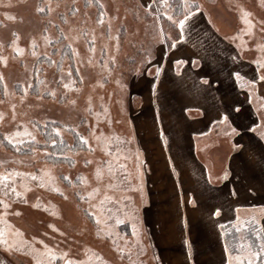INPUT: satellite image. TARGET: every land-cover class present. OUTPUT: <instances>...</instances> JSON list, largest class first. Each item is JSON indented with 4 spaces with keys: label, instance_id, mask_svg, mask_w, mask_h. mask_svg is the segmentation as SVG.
<instances>
[{
    "label": "rangeland",
    "instance_id": "rangeland-1",
    "mask_svg": "<svg viewBox=\"0 0 264 264\" xmlns=\"http://www.w3.org/2000/svg\"><path fill=\"white\" fill-rule=\"evenodd\" d=\"M48 2L49 0H0V41L4 42L0 55L8 57L7 64L0 62V73L4 76L3 82H0V100L6 101L0 105V111H8V104L16 103L18 119L31 120L29 130L35 126L34 134L41 141L36 145L35 157L29 151L32 142L27 141V138L26 144L20 146V152L7 142L0 145V160L7 161V164L0 165V172L16 169L42 175L40 169L46 168L51 170L55 181L54 184L49 183L45 178L44 186L40 187L39 180L16 177L18 190L23 191L25 183L30 189L25 192L24 197H3L0 191V198L10 205L7 209L0 205V230L5 232V239L9 243L13 239L23 240L40 252H44V245H47L55 254V259H51L50 264H65L66 260L77 264H148L150 257L148 259L144 256L142 243L136 237L129 241L124 233L127 226L120 228L116 222L125 218L132 219L134 214L128 191L131 184L135 183V178H130L127 171L135 169L143 174L140 182L145 189V181L151 168L150 156L161 160L167 153L166 138L171 130L162 126L163 116L166 115L164 104L170 102L173 106L175 103L172 98L165 99L163 92L168 96L175 86H171L168 78L166 88L162 87V80L159 85L158 81L162 75L171 76L168 72L173 65L176 75H183L182 70L192 64H174L171 53L174 48L170 47V43L181 41L179 29L164 13L168 12L173 20L177 19L184 11V0H180V4L168 0L171 6L167 8L159 0L151 3L139 0H99L107 13L105 25L96 23L99 5L95 2L86 6V0H51L54 7L52 13L36 11L37 7H43ZM194 2L218 36L227 45H233V72L239 70L242 75H255L256 78L264 74V70L252 63L253 60L262 58L257 48L258 44L264 43V33L260 31V22L264 21L261 0ZM57 3L59 8L55 7ZM73 3L79 9L75 16L70 11ZM149 4L151 8L148 7ZM237 5L252 13L255 28L251 36L240 31L246 25L240 19ZM179 7L180 10H177ZM193 12L195 14L198 11L193 8ZM61 14L67 16V23ZM195 18H192V22ZM109 20L112 26L110 35L107 30ZM191 24L189 21L185 27ZM198 26L203 28L205 25L199 22ZM73 27L75 31L69 32ZM161 27L167 34L164 38L158 36ZM45 28L54 41L60 36V29L64 30L68 39L61 38L59 42L45 45L40 38ZM81 29L88 31L89 35H79L78 39H74ZM194 30L183 34L184 43L195 41L197 45H202L199 41L200 28L197 29V35ZM13 33L19 34V45L26 49L23 56L14 54L8 47V43L14 38ZM93 34L96 37L95 52L89 50ZM117 36L118 41L115 39ZM32 37L38 38L37 56H32L27 51ZM70 43L71 48L68 47ZM73 49L78 55L73 56ZM90 57L91 64L88 63ZM110 57H115V60H110ZM50 60L62 61L63 72L57 64L50 63ZM106 62L110 70L103 68ZM156 67L162 69L159 75H149L148 71L154 73ZM192 67L197 68L199 64L195 63ZM69 68L72 69L71 77L67 75ZM77 68L79 72L76 71ZM203 71L208 73V70ZM61 74L65 76L64 83L71 82L68 89H64L59 82ZM29 83L32 87L25 102L20 104L19 97L22 93L17 85L27 86ZM4 84L8 86V97L3 95ZM53 89L56 91L55 98L47 94V91ZM12 93L15 94L11 95ZM261 98L264 96H253L255 106L260 109L259 116L264 118V108H260L264 100ZM72 100L76 101L75 105L70 103ZM89 104L91 112L86 111ZM176 109H169L171 112L174 110V120H178ZM11 127L6 120L0 124V133ZM46 127L61 128V136H57L56 140L63 139L67 143L64 155L56 154L50 147L53 145L51 142L44 143L47 141L44 134ZM172 131L175 136L181 135L177 128ZM77 133L88 138L91 149L87 145L86 148L76 150L70 148L79 140ZM101 133L110 143H98L93 138ZM69 159L75 160V164H69ZM85 160L92 163L87 164ZM161 163L162 161L159 166ZM108 166L113 169L111 174L107 173ZM97 167L103 168L107 177L108 184L102 189V180L94 177ZM160 170L162 171L161 167ZM63 176H68L71 182L64 180ZM81 177L87 183L82 182ZM110 184L113 186L109 187ZM55 188L60 191H55ZM96 188L99 191L94 192ZM89 192H93V195L88 196ZM24 199L28 203H24ZM37 203L40 207H33ZM17 230L21 233L20 236H16ZM41 240L44 244L40 243ZM36 258V255L28 254L27 247L24 251L9 253L6 245L0 243V262L3 264H36ZM40 258L49 260L46 255Z\"/></svg>",
    "mask_w": 264,
    "mask_h": 264
},
{
    "label": "crops",
    "instance_id": "crops-1",
    "mask_svg": "<svg viewBox=\"0 0 264 264\" xmlns=\"http://www.w3.org/2000/svg\"><path fill=\"white\" fill-rule=\"evenodd\" d=\"M189 21L192 24L183 34L195 29L197 35L200 28L202 45L181 40L171 51L172 59L185 60L192 66L196 61L199 67L184 68L183 75H176L173 65L168 72L171 76H160L158 85L162 80L166 88L168 78L175 86L170 95L163 92L165 99L172 98L175 103L164 104L162 126L171 130L166 138L167 153L161 160L150 156L145 189L140 182L143 174L135 169L127 171L130 178H135L128 191L134 214L132 219L116 222L120 228L127 226L124 233L129 241L136 237L142 243L144 256L150 257L148 264H227L229 255L235 258L241 251L232 253L225 247L220 225L256 219L264 230V139L260 131H251L253 122L259 125L262 118L257 114L253 94L229 76V69L233 71V45L218 36L203 12H195ZM198 21L205 26H198ZM257 86L256 94L264 96V82ZM171 107L177 108L178 120L173 119ZM218 113L229 115L239 136L225 135L227 126L212 122L219 119ZM176 128L181 135L175 136L172 130ZM233 144L245 145L246 151L239 153ZM224 168L232 172L227 181L217 179ZM106 179L101 181V189L108 184ZM233 189L237 195H231ZM217 208L220 216L214 215ZM233 264L238 262L234 259Z\"/></svg>",
    "mask_w": 264,
    "mask_h": 264
},
{
    "label": "snow or ice",
    "instance_id": "snow-or-ice-1",
    "mask_svg": "<svg viewBox=\"0 0 264 264\" xmlns=\"http://www.w3.org/2000/svg\"><path fill=\"white\" fill-rule=\"evenodd\" d=\"M93 2L97 3L99 5V12H98V19L96 21L97 24L99 25H105L106 21H105V17L107 15L106 11L104 10V5L99 3V0H86V6L91 5ZM159 2L164 5L166 8L170 7L171 5L168 4V0H159ZM56 8H59V3H57L55 5ZM149 8H151V4L148 5ZM261 7L264 8V0H261ZM193 8H195L196 11H200L199 6L195 5L194 0H184V4H183V13L180 17H178L177 19L173 20L172 16L168 14V12H165L164 15L167 16L169 21H172L173 25L175 27H177L179 29V39L183 40L184 36H183V32L185 30V25L186 22L189 20L190 17H192L194 15L193 12ZM238 11L240 13V19L243 21L244 25H246L245 29H241V33L244 34H248L249 36H251L253 34V29L255 28V24L253 23V19L252 17V13L245 10L243 8V6L241 5H237ZM54 10L53 4L51 2V0H49V2L47 4H45L43 7H37L36 11L40 12V13H44L45 11H47V13H52ZM70 11L72 13L73 16H75V14L79 11V9L77 7H75V4L73 3V5L70 8ZM7 15V14H6ZM64 22L67 23V16L64 14H61ZM13 17H9V19H12ZM51 23V22H49ZM261 28L260 31L262 33H264V21H261ZM111 22L109 20V22L107 23V30L108 33L110 35L111 33ZM75 31V28H70L69 32ZM79 35H84V36H88L89 33L86 30L81 29L80 33L77 34L76 37H74V39H78ZM158 36L160 38H164L167 36V34L164 32L163 28L161 27L159 29L158 32ZM13 39L10 40V42L8 43V47H10L12 49V52L18 56H23L25 54L26 49L21 47L19 45V34L18 33H13ZM43 41L45 45H51L54 42H59V40L61 38L63 39H68V37L65 35L64 30L60 29V36L55 38V41L48 35V30L47 28L43 29V34L42 37H40ZM117 41L119 40V37L117 36L115 38ZM170 39V38H169ZM233 39H235V37H233ZM95 40L96 37L93 34L91 36V39L89 41L90 44V51L91 52H95ZM244 42L242 41V44ZM39 47V43H38V38L37 37H32L30 40V45L27 49V51L30 52V54L32 56H37L38 52L37 49ZM69 48L72 47L71 43L68 45ZM170 47L171 48H176L177 44L175 41H171L170 43ZM4 48V42L0 41V51H2ZM257 48L260 50L261 56L262 58H257L255 60L252 61V63H254L255 65H257L261 70H264V43L258 44ZM103 51V49H102ZM78 55V53H76L75 49H73V56ZM110 60L114 61L115 57H110ZM0 62H3L4 64L8 63V57L0 55ZM50 63L53 64H57V67L60 69L61 72H63V62L62 61H55V60H50ZM142 62H146V61H142ZM88 63L91 64L92 60L91 57L88 60ZM176 65L179 66L181 64L187 63V61L181 60V59H177L175 61ZM193 63H196V61H193ZM103 68L105 70H110L108 67V63L106 62L103 65ZM77 72H79V69H76ZM162 71V69L160 67H156L155 68V72L153 73L152 71H148L149 75H156L158 76L159 73ZM67 75L68 77L72 76V69L69 68L67 71ZM229 76L230 77H234L235 81L240 82V86L241 87H247L248 91L250 93L253 94V96L255 97L256 95V90H257V85L260 82H264V74H260L258 76V79L256 78V76L254 75L251 79H246L245 75H242V73L239 70L236 71H230L229 72ZM80 79L82 80L83 77H80ZM4 80V76L3 73H0V82H3ZM65 80V76L63 74L60 75L59 77V82L62 84V87L64 89H68L70 87V83H64ZM204 83L207 84L208 81L204 80ZM20 89V92L22 93L19 97V103L23 104L25 102V98L28 95L29 89L32 87V85L29 83L27 84V86L23 85V84H18L17 85ZM47 91V90H46ZM15 93H12L11 95H14ZM47 94L53 98L56 97V91L50 90L47 91ZM3 95L4 97H8L10 95L9 91H8V86L7 84H4L3 86ZM262 100H264V98H261ZM91 100V97H89V101ZM6 101L5 100H0V105L5 104ZM70 103H72L73 105H75L76 101L72 100L70 101ZM260 108H264V103L260 104ZM86 111L91 112V104H89V107L86 109ZM234 111L239 113L240 109L239 108H234ZM257 114L260 115V109L257 110ZM26 115V113H25ZM98 115V114H97ZM219 119L218 120H213V123H222L224 125L227 126L228 131L225 133V135H229V136H239L240 134L237 132V129L235 127H232V124L229 120V115L228 114H217ZM9 121V123L12 125L11 129L8 131H4L2 133H0V136H2V139H0V145H3L5 142H7V144L11 145L13 148H15V150L17 152L21 151V145H25L26 144V139L27 141H31L32 144L29 146V151L32 153V155L35 157L37 154V147L36 145H39L41 143V141L37 140V136L34 134L35 133V126H33V129L30 131V126H32V121L28 120V121H23V120H19L18 119V114H17V105L16 103H9L8 104V111H0V124H3L5 121ZM53 131L56 133V135L59 137L61 136V128L57 127L55 129H53ZM252 132H257L260 131V137L261 139H264V118L261 119L260 124L256 125L255 122H253V127L251 129ZM93 132H95V129H93ZM78 135V139L80 140L81 144L87 145L89 147V149H91V144L89 143L88 138H86L84 135H81L79 133H77ZM98 143L99 142H104V143H110L109 140H107V138H105L103 136V134L101 133L100 135H94L93 137ZM61 143H63V139L60 140ZM45 144L48 143V141H44ZM51 143L53 145H55L57 143L56 139H51ZM232 147L234 149H236L239 153H244L246 151V146L243 144H233ZM46 155H51L50 153H45ZM62 155H64L62 153ZM19 163H22V161H18ZM69 164H75V160L73 159H69L68 160ZM85 163L87 164H91L92 162L90 160H85ZM7 164V161L5 160H0V165H5ZM40 172L42 173V175H36L34 173L31 172H20L16 169H12L11 171H4V172H0V186H2V188H0V191H2V195L3 197H16V198H21L25 196V192L29 191L30 189H28L27 184H24V190H18L17 189V185H16V181L15 178L16 177H30L31 180L36 181L39 180L41 181V184L39 185L40 187H43L44 184V180L45 178H47L49 183H53L54 184V177L51 174V170L50 169H46V168H42L40 169ZM113 172V169L111 166H108L107 168V173L111 174ZM105 170L101 167H97L95 169V173H94V177L96 180H103L105 178ZM232 175L231 170H229L228 168H224L222 169V175L219 176L217 179H222L224 181H227L229 179V177ZM64 180H69L68 176H63ZM208 179L211 180V174H209ZM82 182L87 183V181L85 180V178L81 177ZM8 181H11V183H6ZM69 182H71L69 180ZM113 185H109V187H112ZM55 191L59 192L60 189L59 188H55ZM264 190V189H262ZM95 191H99L98 188L93 190ZM88 196H92L93 192H89L87 193ZM231 195H237V192L235 189L231 190ZM84 197L82 196L81 199H83ZM107 199V197H105ZM24 203H28L27 199H24L23 201ZM193 203H195V200L192 201ZM0 205H3L5 209H7L10 205L7 203V201L3 198H0ZM33 207L35 208H39L40 204H34ZM45 209H47V206H45ZM237 211H239L237 209ZM17 215H19V213H17ZM95 215V214H93ZM214 215L216 216H220L221 215V210L220 208H217L214 212ZM99 222V221H98ZM117 222H122V221H117ZM50 227H53V225H50ZM221 229H223V225L219 226ZM21 233L19 232V230H17L16 232V236H20ZM257 236L259 237V244L253 248V246L251 244L248 245H241V255L236 256L235 258L232 257L231 255L228 256L227 258V264H233V260L235 259L238 264H264V230H261L260 232H257ZM0 243H3L4 245H6V250L9 253H16V252H21L24 251L25 248H28V254L30 255H36V264H50V260L51 259H55V254L53 252V250L51 248H49L47 245H44V252H40L38 249L32 247L31 245H28L27 242L23 241V240H17V239H13L12 243H9L8 239H5V232L3 230H0ZM41 244H44V242L41 240L40 241ZM225 247H227V245H225ZM246 248V250H245ZM122 251V249H121ZM47 256L49 258L48 261L41 259L40 257L42 256ZM66 255V253L64 254ZM97 259L99 260L100 258L97 257ZM0 264H3V262H0ZM65 264H77V262L75 261H71V260H66Z\"/></svg>",
    "mask_w": 264,
    "mask_h": 264
},
{
    "label": "trees",
    "instance_id": "trees-1",
    "mask_svg": "<svg viewBox=\"0 0 264 264\" xmlns=\"http://www.w3.org/2000/svg\"><path fill=\"white\" fill-rule=\"evenodd\" d=\"M174 2L180 4V0H174ZM177 10H180V7L177 8ZM44 129L46 130L44 134L48 142H51V139H57V135L54 134L55 132L53 131L52 127H46ZM50 147L55 151L56 154H62L68 146L65 141L63 143L57 141L55 145ZM70 148L76 150L86 148V145L81 144L79 140H76L75 144ZM250 220L251 219H239L223 227L225 244L232 253L242 251L241 245L246 246L251 244L253 248H255L259 244L260 240L257 236V232L261 231L260 221L256 219Z\"/></svg>",
    "mask_w": 264,
    "mask_h": 264
}]
</instances>
